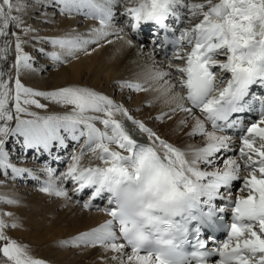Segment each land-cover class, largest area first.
I'll use <instances>...</instances> for the list:
<instances>
[{"label":"snow or ice","instance_id":"snow-or-ice-1","mask_svg":"<svg viewBox=\"0 0 264 264\" xmlns=\"http://www.w3.org/2000/svg\"><path fill=\"white\" fill-rule=\"evenodd\" d=\"M118 9L132 32L151 22L172 33L163 44H171L173 53L166 68L149 55L144 82L118 81L117 87L155 92L147 106L159 101L166 110L150 119L163 123L182 114L173 131L186 129L184 136L194 143L180 148L167 142L123 104L93 88L68 84L44 91L22 83V75L47 70L24 51L29 41L53 68L116 41L133 46L124 27L116 26ZM26 16L61 34L41 35ZM77 18L93 23L82 31L70 24L59 27ZM169 19L185 25L179 35ZM254 85L264 89V0H128L127 6L123 0H0V175L4 181H35L41 194L66 202L72 199L69 192L79 197L88 190L82 209L108 218L59 240L57 247L98 248L108 254L98 257L100 264H264V96L250 93ZM49 106L62 111L30 110L47 112ZM244 112H258L259 118L239 136L237 148L225 132L245 127L233 118ZM16 145L20 164L29 151L33 163L44 158L38 169L44 179L12 162ZM65 161L57 175L51 163ZM97 198L106 200L104 207L94 204ZM0 203L18 201L0 196ZM202 204L207 211H201ZM226 209L231 215L225 238L206 247L202 225L215 227L213 218ZM192 211L197 215L186 218ZM176 216L181 220L171 219ZM191 221L198 223L189 231ZM18 227L12 213L0 212V259L47 264L6 235V229ZM185 245L193 249L190 255L182 251Z\"/></svg>","mask_w":264,"mask_h":264},{"label":"bare ground","instance_id":"bare-ground-1","mask_svg":"<svg viewBox=\"0 0 264 264\" xmlns=\"http://www.w3.org/2000/svg\"><path fill=\"white\" fill-rule=\"evenodd\" d=\"M135 3V0H132ZM125 6L128 0H123ZM117 11V21L122 18ZM186 13V10H182ZM121 17V18H120ZM186 14L182 19H186ZM57 21L61 18L57 16ZM84 23L83 25H81ZM93 22L84 21L77 18L73 21H63L59 24L60 28H66L69 24L76 27L77 30H84ZM117 27H123L116 24ZM41 35H60L61 33L56 28H48L39 26ZM126 39L133 41V46L128 47L123 41H116L112 45H105L100 49L94 51L91 56L80 55L78 59L71 60L67 65H61L48 71L45 75L22 78V83L25 86L32 87L37 90H51L56 87H62L68 84H77L87 86L94 90L108 95L117 103H121L125 108L129 109L131 114L144 122L148 127L156 131L161 138L167 142L184 148L186 143H194L184 136L185 130L173 131L175 128V121L180 118L182 114H178L173 120H166L163 123H158L150 117H155L161 111L166 110V106L161 102L156 101L151 107L147 105L154 100L155 92H140L134 93L130 90H124L117 87L118 81L129 82H144V74L147 72V66L151 63L148 56L157 62L159 66L167 67L168 58L161 51H158L156 45L144 43V41H136L134 34L130 29L124 27ZM143 39V38H142ZM119 50V51H118ZM175 63V61H173ZM47 66H52L48 62ZM53 67V66H52ZM43 102V101H42ZM45 103V102H44ZM52 110L47 112L31 108L40 115H47L53 112H61L62 109L49 106ZM139 109V111H135ZM250 124V123H249ZM126 127L131 130V125L126 124ZM137 138L138 135H137ZM234 145L238 148L239 139L233 138ZM9 149L12 148L11 142L7 145ZM68 151H71V142H69ZM232 153H229L231 155ZM21 155L19 145H16V151L10 157L12 162L18 167H37L33 171L38 174L39 165L44 162V158L38 159L35 163L32 162V153H26L27 161L20 164L17 157ZM62 156L67 153L62 152ZM66 166H67V161ZM51 166L57 169L56 174L59 175L63 171L56 162H52ZM40 176V175H39ZM41 179L45 177L41 173ZM28 180V179H25ZM0 196L14 199L18 201L17 205H7L0 203V212H10L20 227L12 231L13 235L22 238L29 246L30 253L33 257L46 261L47 264H100L99 256H107L98 248L84 249V248H60L57 247V242L61 239H67L76 234L87 231L93 227L98 226L104 222L106 217L102 212L95 209L91 211H84L81 207L83 201L87 199L88 190H85L79 197L73 195L70 201L55 199L41 194L36 187L29 191L28 186H18L12 181H4L3 176L0 175ZM30 182V180H29ZM239 182L236 184L238 185ZM70 189L71 185H67ZM236 185H234V188ZM30 189V190H31ZM79 200V205L76 201ZM96 206L104 207L105 204L94 202ZM0 264H4L0 259ZM106 264H111L106 261Z\"/></svg>","mask_w":264,"mask_h":264},{"label":"rangeland","instance_id":"rangeland-1","mask_svg":"<svg viewBox=\"0 0 264 264\" xmlns=\"http://www.w3.org/2000/svg\"><path fill=\"white\" fill-rule=\"evenodd\" d=\"M29 15L34 16L35 14L32 13L31 10H29ZM124 18L125 17H122V20L118 21L116 24H118L119 26H123L124 25ZM25 19H26L27 23L30 24V25H32L33 27L42 26V25L38 24L35 21V19H28V16H26ZM84 21L85 20H82V22H84ZM83 24L84 23H82L81 25H83ZM43 26H45V25H43ZM46 26L48 28H50V29L53 28V26H50V25H46ZM24 39H28V37H24ZM36 47H39V45H36ZM46 50H51V49H47L46 48ZM24 51L26 53H28L29 55L33 56L34 59L38 60L39 64L45 65V67H46L47 70L45 72L41 73V74L22 75V78L30 77L32 75H35V76L45 75L48 71L54 69L52 66H50V67L47 66L48 61H46L45 59H43V58H41L39 56V54L35 51L34 47L32 46V42L31 41H29V43H27V44L24 45ZM12 58H14V53H13V57ZM44 102L45 101L42 102V100H41V103H44ZM48 110H52V108H48ZM57 165H59L63 169L66 166V162H64L63 164H57ZM35 168H37V167H32L31 169L34 170ZM38 174L41 176V173L39 171H38ZM9 181H12V180H9ZM13 182L16 183V184H18V186L19 185L20 186H23V187H27L28 186L29 187L28 190L29 191H32V192H33V190L31 188L36 187V189H37V187H38V185H37V183L35 181H31L30 180V182H29V180H25V178H17L16 180H13ZM14 230L15 229H6V235H8L11 239L15 240L17 243L22 244V245H27L30 248V246L22 238H19L18 236L13 235L12 231H14Z\"/></svg>","mask_w":264,"mask_h":264}]
</instances>
